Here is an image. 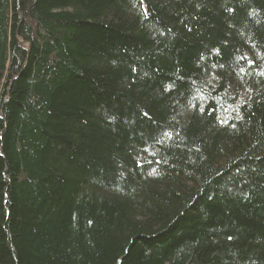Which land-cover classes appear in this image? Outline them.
<instances>
[{"label": "trees", "instance_id": "1", "mask_svg": "<svg viewBox=\"0 0 264 264\" xmlns=\"http://www.w3.org/2000/svg\"><path fill=\"white\" fill-rule=\"evenodd\" d=\"M0 264H264V0H0Z\"/></svg>", "mask_w": 264, "mask_h": 264}]
</instances>
